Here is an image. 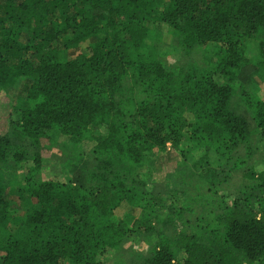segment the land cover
<instances>
[{
	"label": "trees",
	"instance_id": "trees-1",
	"mask_svg": "<svg viewBox=\"0 0 264 264\" xmlns=\"http://www.w3.org/2000/svg\"><path fill=\"white\" fill-rule=\"evenodd\" d=\"M253 71L264 74V0H0V264H104L155 226L143 264H264ZM55 133L95 143L84 160L62 150L82 178L41 179ZM167 143L184 149L169 185L153 165Z\"/></svg>",
	"mask_w": 264,
	"mask_h": 264
},
{
	"label": "rangeland",
	"instance_id": "rangeland-1",
	"mask_svg": "<svg viewBox=\"0 0 264 264\" xmlns=\"http://www.w3.org/2000/svg\"><path fill=\"white\" fill-rule=\"evenodd\" d=\"M159 30L162 33H165L166 36H169L170 33H172V30H168V28L166 26H158ZM172 35V34H171ZM173 45H170L169 49H167V51H169L170 49H172ZM85 49V46L81 47V49L79 51H82ZM177 51V50H176ZM208 54H211L210 52H208ZM209 57V56H207ZM168 62H172V60L170 59V56L166 57ZM195 60H203V55H196V59ZM254 73L251 74L252 78L254 79V82H256V84L254 83V86L256 87V85L258 84L257 90L258 92H260L263 88H264V74L260 71H253ZM250 76V77H251ZM23 81H19L14 89L10 92L11 94V104L13 105V108L15 106H18V104L20 105L23 98L25 97V89L22 86ZM13 111V110H12ZM14 119V117H13ZM8 122H4L3 120H0V134H3V132L5 131V129H7L8 126ZM8 126V127H7ZM54 136H51V138L53 139V147L50 148V145L44 141V146H46L48 149H51L52 155L55 154V156L53 157V159L56 161H49L46 162V164L43 165L42 169H44V171H42V174L40 173V177L43 180H55L58 182H64L66 181V177L67 175L65 174V172H67L70 175V178L72 180V175L69 172H75V176L76 178H82L83 175L81 172H84V168L78 163H73L72 161L68 160L66 157V161L65 163L63 162V154H62V150L65 149L69 154L68 155H72L75 154L77 151H79L84 160V157L86 159H88V152L90 150L94 149V145L95 143L92 141H83L79 142L77 145H71L69 142H67L66 140H63L58 133L53 134ZM176 149V148H179ZM176 148L173 147V145H171L170 143L166 144V149L163 151H156L154 152V160H153V165L157 164L159 166V164L161 165V169H159L158 171H154V172H158L156 174V179L158 181V183H162L164 182V184L169 185L170 181H166L164 180L165 176L170 175L172 179H178L180 180V174L181 172H184V169H180L176 167H178V165L181 162V154L178 153L179 151H183V145L180 143V145H178ZM60 153V154H59ZM84 156V157H83ZM260 157V153L257 152L255 155V158L258 159ZM156 160H160L159 162ZM212 156H210V161H212ZM83 168V169H82ZM14 172H18L17 168H13ZM41 169V170H42ZM156 170L158 168H155ZM198 169V168H197ZM195 169V170H197ZM262 169L261 166V162H258L256 164V170L259 171ZM175 171V172H174ZM84 174V173H83ZM195 179L193 176H190V174L186 177L185 181L188 180H193ZM173 184L171 185H175L177 186L176 182H172ZM243 184H245L244 182H242ZM10 199V204L12 207H16V195L13 193L11 195V197H9ZM170 202V200H167V203ZM20 210H24V207L22 206V204H19ZM21 214H23V212H20ZM126 213V212H125ZM136 216H139V211H136ZM20 217V216H19ZM157 229L158 227L155 226V228L152 230H150L148 232L149 237H143V240H138V239H132L130 238V240L124 242L123 244H121L120 250L119 251H114V250H108L106 252L103 253V262L104 264H114L112 258H114V252L120 253L125 255L124 257L126 258V261L128 262L127 264H143L144 261H142V259H139V253H148V251H150L151 244L153 242V237L156 235L157 233ZM115 260V259H114Z\"/></svg>",
	"mask_w": 264,
	"mask_h": 264
}]
</instances>
